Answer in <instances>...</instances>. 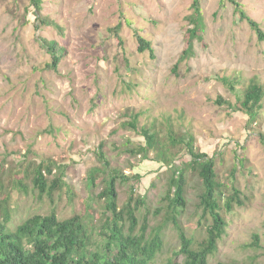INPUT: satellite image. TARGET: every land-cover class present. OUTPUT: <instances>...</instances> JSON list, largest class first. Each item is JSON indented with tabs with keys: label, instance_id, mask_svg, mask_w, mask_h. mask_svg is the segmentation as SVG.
<instances>
[{
	"label": "rangeland",
	"instance_id": "obj_1",
	"mask_svg": "<svg viewBox=\"0 0 264 264\" xmlns=\"http://www.w3.org/2000/svg\"><path fill=\"white\" fill-rule=\"evenodd\" d=\"M191 1L41 0L40 12L52 23L36 31L29 0H0V200L10 195V228L52 208L59 218L79 213L89 200L84 178L98 164L100 144L111 164L131 176L117 181L118 206L135 186L134 193L145 197V205L136 211L138 223L147 216L149 226L157 224L164 210H155L164 204L171 171L125 150L143 139L122 126L123 112L130 108L142 112L140 123L155 122L161 134L169 120L176 131L193 135L195 146L214 156L219 179L240 190L244 205L225 213L226 231L207 264H264V144L259 137L264 134V97L251 119L215 102L222 97L235 105L254 78L264 87V39H258L228 0L223 6L219 0H201L206 45L196 42V55L173 70ZM239 1L264 32V0ZM118 23L121 42L110 30ZM135 29L150 40L153 56L137 51ZM37 34L65 48L57 69L46 66L49 55L39 46ZM222 76L238 79L236 89ZM27 149L32 152L25 160L50 158L68 166L67 185L53 201L13 189L12 174ZM135 174L141 176L139 182ZM186 174L187 205L179 219L187 234L199 239L204 230L197 207L201 182L190 170ZM99 203L91 201L94 215L100 212ZM163 231L156 264L178 247L171 224ZM255 233L258 248L246 245Z\"/></svg>",
	"mask_w": 264,
	"mask_h": 264
},
{
	"label": "trees",
	"instance_id": "obj_2",
	"mask_svg": "<svg viewBox=\"0 0 264 264\" xmlns=\"http://www.w3.org/2000/svg\"><path fill=\"white\" fill-rule=\"evenodd\" d=\"M29 1L33 7L31 14L36 31L41 25L52 23L40 12L41 0ZM228 1L239 18L247 21L258 39H264V32L258 22L245 13L241 2ZM219 5L223 6L224 0H219ZM183 18V46L173 70L179 63L196 55V42L206 45L203 39L205 21L201 0H192L190 11ZM120 26L118 23L110 28L119 42ZM134 33L137 51L141 53L147 50L153 56L150 40L136 29ZM36 37L39 46L49 55L46 66L57 69L65 48L55 39L38 34ZM221 79L231 90L236 89V84L239 83L238 79L230 80L227 76H222ZM263 97L264 87L254 78L237 96L235 105L222 97L216 98L215 102L224 103L234 111H241L251 119L261 109ZM123 113L125 120L122 126L132 129L143 138L136 146L125 150L142 160H155L171 171L162 196L164 204L155 210V213L164 210L159 222L149 226L148 218L144 216L138 223L136 211L145 205V197L134 193L135 186H131L124 204L118 206L117 181L126 182L131 176L111 164L100 144L95 152L98 164L91 166L84 178L85 187L89 190V200L79 213L59 218L52 208L48 213L30 214L14 228H10V195L0 200V264H156V257L164 246L163 230L169 224L177 234L178 247L161 264H207L208 257L215 254L218 242L226 231L228 222L225 213L233 211L236 205H244L239 188L233 182L227 184L219 179L214 156L200 151L190 133L176 131L167 120L166 131L161 134V128H156L155 122L140 123L141 111L126 108ZM259 137L264 144V134L259 133ZM31 152L27 149L21 154L18 170L12 174V187L25 194L34 191L38 198L47 196L53 201L55 193L67 185L64 174L68 166L50 158L25 160ZM235 157L239 163L242 162L239 153L236 152ZM188 170L195 173L201 182L197 207L201 209L204 230L199 239L189 236L179 219L187 205ZM231 175L234 176V172ZM132 177L136 182L141 179L139 174ZM68 191L70 193L71 189ZM73 197L74 194L70 193L69 200L72 201ZM95 198L100 202L98 215H94L95 208L91 205ZM246 245L260 247L259 236L255 233L251 242Z\"/></svg>",
	"mask_w": 264,
	"mask_h": 264
}]
</instances>
